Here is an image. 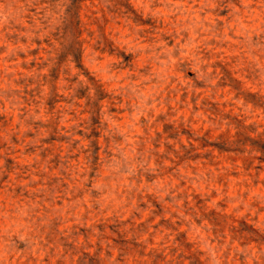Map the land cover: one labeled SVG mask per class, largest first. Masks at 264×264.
Wrapping results in <instances>:
<instances>
[{
    "label": "rangeland",
    "instance_id": "obj_1",
    "mask_svg": "<svg viewBox=\"0 0 264 264\" xmlns=\"http://www.w3.org/2000/svg\"><path fill=\"white\" fill-rule=\"evenodd\" d=\"M0 264H264V0H0Z\"/></svg>",
    "mask_w": 264,
    "mask_h": 264
}]
</instances>
